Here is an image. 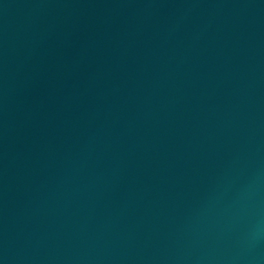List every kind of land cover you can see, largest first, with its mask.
Instances as JSON below:
<instances>
[{"label":"water","instance_id":"95a60500","mask_svg":"<svg viewBox=\"0 0 264 264\" xmlns=\"http://www.w3.org/2000/svg\"><path fill=\"white\" fill-rule=\"evenodd\" d=\"M0 264H264V0H0Z\"/></svg>","mask_w":264,"mask_h":264}]
</instances>
